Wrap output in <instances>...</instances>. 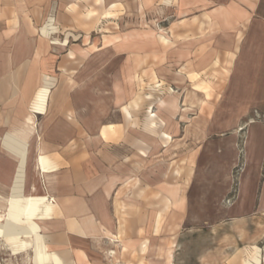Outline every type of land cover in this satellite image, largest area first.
<instances>
[{
    "label": "rangeland",
    "instance_id": "obj_1",
    "mask_svg": "<svg viewBox=\"0 0 264 264\" xmlns=\"http://www.w3.org/2000/svg\"><path fill=\"white\" fill-rule=\"evenodd\" d=\"M39 2L46 14L37 38L54 57L27 113H0V138L28 137L25 195L50 192L34 169L45 141L39 123L54 98L66 99L75 124L81 118L91 132L81 161L112 180L97 186L111 187L127 264H264V0L253 22L224 28L206 11L177 16L176 0ZM52 19L57 30L47 38L40 30ZM37 96L38 111L50 101L31 130L24 119ZM1 165L7 175L17 161L0 141ZM31 248L0 238V264H24L31 251H20Z\"/></svg>",
    "mask_w": 264,
    "mask_h": 264
},
{
    "label": "crops",
    "instance_id": "obj_2",
    "mask_svg": "<svg viewBox=\"0 0 264 264\" xmlns=\"http://www.w3.org/2000/svg\"><path fill=\"white\" fill-rule=\"evenodd\" d=\"M17 1L0 0V113L14 109L15 115L23 116L27 113L26 110L29 109L34 94L41 86L43 73H46L50 67L46 61L53 59L54 55L52 51L49 53L47 50L46 41L41 37L37 38V31L39 32L37 27L41 21H45L44 6L40 5L39 0L35 4H30L28 0L27 2L23 0L20 3ZM105 1L98 0L100 4ZM148 1L157 2L159 0ZM169 1L175 0H164V2ZM176 1L178 2L175 12L177 16L187 17L189 14L195 13L201 15L206 11V16L209 15L214 19L218 17L217 20L223 24L224 28L235 22H245V24L253 22L252 17L259 10L262 0H232L231 2L228 0L224 5L218 4L217 0H207V4H205L206 0ZM92 16V13L88 14V17ZM102 19L109 18L103 16ZM52 21L53 19L44 26L51 25V29H54L48 36H45L47 38L55 34L57 30L52 25ZM40 32L43 31L40 30ZM66 41L69 43L68 39ZM53 44L63 45L58 39ZM195 56L192 51L190 60L194 59L195 61ZM186 61L184 60V63ZM44 85L45 83L43 88ZM49 101L47 99L42 109L38 111V97L32 107V114H45L44 110ZM49 108L39 123L44 131L41 137L45 141L38 150L39 156L45 155L52 169L44 172L40 169L38 159L34 169L39 171L40 175V179L36 180L44 181L51 187L49 194L42 197L47 198L46 203L52 206V210L48 216H38L33 222L39 226V234L44 238L49 251L60 253L65 258L64 260L59 254L64 260V264H127L124 259L126 244L119 235L122 224L116 217H113V212L109 207L111 187L109 184L103 188L97 186L98 180L107 182L112 180L100 178L101 174L91 173L87 168V158L82 161L80 158L84 156L83 147H87L89 144L86 136L91 132L84 121L82 122L79 118V112L77 113L79 121L75 124L73 113L70 111L73 109L70 101L54 98ZM66 117L74 123L68 124ZM24 121L26 120L24 119ZM14 122L15 120L12 118L7 120L4 117L2 120L3 124L11 125ZM8 136H11L10 132L0 138L1 147L5 155L17 161L8 153V151L14 150L9 144ZM2 142L9 144L10 148L4 149ZM49 155L52 158H49ZM26 168L27 163L22 183V198L24 199L34 196L25 195L28 177ZM7 169L6 165L0 166V178L3 182L8 183L7 185L3 183V186L9 189V195L6 197L8 201L4 205L6 210L9 209L14 183L20 173L19 162L17 161L14 172L6 175ZM36 186L37 184L32 185L33 191H36ZM53 198L55 201H51ZM21 227L29 228L23 223H21ZM29 244L32 245V248L34 247L33 241L29 240ZM32 248L29 251H20L27 255L31 251L30 257L24 264H35L31 261V258L35 256ZM23 260H25V256ZM130 264L132 263L130 262Z\"/></svg>",
    "mask_w": 264,
    "mask_h": 264
},
{
    "label": "bare ground",
    "instance_id": "obj_3",
    "mask_svg": "<svg viewBox=\"0 0 264 264\" xmlns=\"http://www.w3.org/2000/svg\"><path fill=\"white\" fill-rule=\"evenodd\" d=\"M50 27L51 26H46L42 29L46 36H48L50 34V30L53 29ZM159 37L162 39V36ZM162 40L164 41V39ZM169 42L170 41L167 40L165 43L167 44ZM25 124H27L31 130L37 127L35 125L33 114L26 117ZM164 137H166L168 140L171 138L167 135H164ZM10 139L14 141L13 144L22 147L20 154H17L13 151H8L9 155L13 156L19 162L20 173L14 183L15 186L12 191V200L10 201L9 209L6 210L4 208L3 211V207L0 206V238H2L4 242L6 241L7 243L18 242L23 248L28 246L29 240L33 241L34 247L32 249L35 256L31 258V261L35 264H63L60 255L49 251L48 246L43 240L44 238L39 234V226L33 222V220L38 216H48L51 213L50 211L52 210V206L46 203V197L39 198L30 196L28 199L22 198V183L25 176L24 168L27 163V154L29 150V141L27 140V135H25V133L12 132L11 136H9V140ZM43 156L44 155L42 154L39 156L38 164L40 169L46 172V169H48V163L46 158ZM3 200H5V198L0 194V203H2ZM21 223L28 225L29 228L21 227Z\"/></svg>",
    "mask_w": 264,
    "mask_h": 264
}]
</instances>
